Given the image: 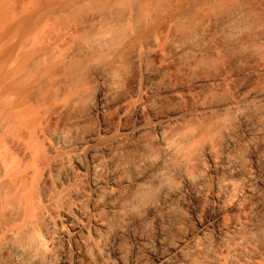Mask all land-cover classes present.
<instances>
[{"label": "bare ground", "instance_id": "1", "mask_svg": "<svg viewBox=\"0 0 264 264\" xmlns=\"http://www.w3.org/2000/svg\"><path fill=\"white\" fill-rule=\"evenodd\" d=\"M0 264H264V0H0Z\"/></svg>", "mask_w": 264, "mask_h": 264}]
</instances>
